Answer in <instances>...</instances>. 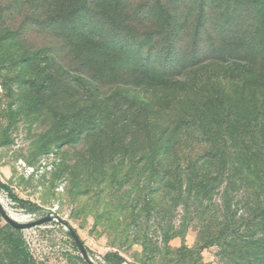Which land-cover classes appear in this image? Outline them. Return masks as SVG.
I'll return each mask as SVG.
<instances>
[{
  "label": "rangeland",
  "instance_id": "1",
  "mask_svg": "<svg viewBox=\"0 0 264 264\" xmlns=\"http://www.w3.org/2000/svg\"><path fill=\"white\" fill-rule=\"evenodd\" d=\"M90 1L94 12L115 7L114 0ZM83 3L84 0H0V182L20 200L37 204L45 211L28 213L0 190L3 205L12 215L29 217L26 222L43 218L48 212L60 216L77 231L97 264H106L104 257L110 252L123 255L129 264H252L250 243L264 239V220L258 217L264 208V191L252 177L255 170L264 175V114L261 120L254 115L252 118L254 109L248 110L247 105L238 112L224 111L223 98L214 89L217 79L225 87H230L229 93L237 95H243L241 87L252 93L257 80L250 76L244 79L245 83L243 80L234 81L219 68V64H228L231 60L228 55L220 60L216 57L214 44L215 47L220 44L223 28L208 21L206 32L198 36L195 32L198 12H184L185 7L181 8L182 20L186 21L185 36L180 41L181 51L186 55L180 63L185 65L182 72L186 69L188 81L192 80L203 92L208 83L224 115L207 125L186 119L177 136L176 148L168 157L165 185L159 183V176L157 178L154 172L138 175L141 168L137 167L134 181L124 187L130 189L138 183L134 190L137 196L132 199L112 195L114 178L120 176L117 173L120 170L118 155L106 154L112 163L106 168L105 175L100 176L93 171L91 163L82 164L86 158L90 160L91 147L88 150L85 144L87 134L76 145H61L63 142L57 143L53 135V126L58 121L55 114H30L27 111L30 95L23 84L32 75L25 66V55L54 48L63 63H70L73 56L63 46L68 40L60 39L47 29L48 20L56 15L67 17ZM128 11L133 13V9ZM226 23L225 27H228ZM82 27V24L78 25V28ZM108 27H100L101 34L107 35L113 25ZM131 27L129 33L135 39L127 45L129 51L123 54L122 66L126 72L139 75L143 83L139 87H123L142 93V99H150L157 87H151L143 71L135 70V67L172 72L177 62H171L169 54L163 51L168 48L167 44L155 39L142 53L138 52L136 42L146 40L145 36L155 29L145 23L139 25L140 34H137L135 25ZM89 29L86 24L85 35ZM129 33L126 30L119 34V39L131 37ZM109 34L116 35L115 32ZM79 40L83 41L82 38ZM152 45L163 52L151 54L148 50ZM197 56L199 62L195 64ZM170 86L162 89V94L175 102L168 115L184 109L188 100L194 103L199 97L190 85L188 89L174 86V83ZM156 93L159 95L161 91ZM259 94L257 107L264 103L260 88ZM249 97L251 99L245 93V99ZM166 116L158 117L163 127ZM172 138L170 135L167 144ZM250 156L262 159L263 164L257 169L241 168L243 161ZM126 172L122 171L121 178ZM201 184L208 187V191L201 189ZM142 192V203L138 205ZM148 193L155 194L156 204L165 208L151 213L140 211ZM122 204L128 206L123 212L120 210ZM165 233H169L168 242ZM20 238H23L35 264H87L58 222L21 231L9 225L1 214L0 264H11L5 252L13 240Z\"/></svg>",
  "mask_w": 264,
  "mask_h": 264
},
{
  "label": "trees",
  "instance_id": "2",
  "mask_svg": "<svg viewBox=\"0 0 264 264\" xmlns=\"http://www.w3.org/2000/svg\"><path fill=\"white\" fill-rule=\"evenodd\" d=\"M90 2L84 0L83 5L73 10L67 17L56 15L48 20L47 29L60 39L68 40L63 46L68 48L69 54L73 56L70 63H63L54 48L28 52L24 57V63L32 76L24 81L23 85L29 90L26 109L30 114H55L56 119L58 118L53 126V135L57 143L63 142L61 145L73 146L87 134L85 144L88 145V150L91 147L88 156L90 160L86 158L82 164L91 163L93 171L101 176L105 175L106 168L112 163L106 154L118 155L117 166L120 170L117 173H120V176L114 178L112 194L114 197L126 196L132 199L133 196H137L134 190L137 189L138 183L133 184L130 189H124L132 180L134 181L137 167L141 168L138 175L154 172L157 178L159 176V183L165 185L169 168L168 157L176 148L177 136L186 119L191 118L197 123L207 125L213 120L220 119L224 111L238 112L241 107L247 105L248 110L254 109L252 118L254 115L261 120L264 103L263 106L257 107L256 97L260 95L259 88L262 93L260 97H264V0H114L115 7L99 12L91 10ZM182 7H185L184 12L187 10L189 13L198 12L199 17L195 24L198 36L206 32L208 21L223 28L220 44L217 47L214 44V49L216 48L218 54L217 59L227 55L231 58L228 64H219V68L231 80H243L245 83L244 79H249L250 76L257 80L252 93L241 87L243 95H237L229 93L230 87H225L217 79L214 89L223 98V112H220V105H217L218 101L213 98L214 91L209 90L208 83L203 92L192 80L188 81L186 69L182 72L185 65L180 63L186 58L180 44L185 36L183 30L186 26V21L182 20ZM128 9H133V13ZM224 22H227L228 27H225ZM145 23L153 26L155 30L145 36L146 40L136 42L138 52L142 53L146 46L158 40L167 44L168 48H164L163 51L169 54L168 59L173 63L177 62L172 72L168 69L160 72L152 71L150 67L145 69L143 66L135 67V70L143 71L151 87H157L154 97L150 99H142V93L123 87L125 85L139 87L143 83L142 78L136 73L126 72L122 62L123 54L129 51L128 43L135 39V36L129 33L131 25H135L134 32L140 34L139 25ZM79 24L83 27L78 28ZM86 24L90 27L87 35L84 32ZM111 24L113 27L110 28V32L107 31L115 32L116 35L112 36L108 32V36L101 34L100 27L109 29L108 26ZM126 30L132 34L131 37L119 39V34L125 33ZM150 47L148 51L151 54L163 52L156 45ZM194 61L195 64L198 63L199 57L197 56ZM169 66L166 63V67ZM171 78L173 80H170ZM172 83L174 86L181 85L184 89H188L190 85V89L195 90L196 95L199 93V97L196 98L198 101L192 103L188 100L184 109L168 115L175 102L164 96L162 89L171 87ZM159 90L161 94L157 95L156 91ZM245 93L249 94L251 99L250 97L245 99ZM248 104L251 106L248 107ZM164 115H168L170 120L168 121L166 116L163 127L158 117ZM262 134L264 135V127ZM170 135L173 138L171 143L167 144ZM262 161L256 156H250L243 161L241 168L257 169L263 164ZM121 169L127 171L124 178H121ZM262 173L255 170L252 177L256 180L255 184L264 191ZM120 180L124 182L121 183ZM252 182L251 180V184ZM201 189L208 191V187L205 188L203 184ZM0 190L6 192L12 202L28 213L37 214L45 211L37 204L20 200L2 182ZM143 192L138 198V205L142 203L140 200ZM153 195L155 194L146 195V202L140 211L151 213L159 208L161 210L165 208L156 204L157 199ZM127 208V205L122 204L120 210L123 212ZM136 208L137 205L134 209ZM258 217L264 220V208L260 210ZM164 236L168 242L169 233H165ZM249 249L253 255L252 264H264V239L253 240ZM5 254L11 264H35L23 238L13 240ZM104 261L106 264H129L123 255L115 252L108 253Z\"/></svg>",
  "mask_w": 264,
  "mask_h": 264
},
{
  "label": "water",
  "instance_id": "3",
  "mask_svg": "<svg viewBox=\"0 0 264 264\" xmlns=\"http://www.w3.org/2000/svg\"><path fill=\"white\" fill-rule=\"evenodd\" d=\"M0 214L3 217V219L11 225L14 229L16 230H26L34 227H40L42 225H45L50 222H58L61 224L64 229L67 231L69 236L72 238L74 241L77 249L79 250L82 258L85 260L87 264H97L96 261L90 256V253L87 249V246L85 243L82 241V239L79 237L78 233L76 230L64 219H62L60 216L55 215L53 212H48L46 216L43 218H40L38 220L32 221V222H21L17 219H15L12 214L7 211L5 206L3 205L2 201L0 200ZM28 221V220H27Z\"/></svg>",
  "mask_w": 264,
  "mask_h": 264
},
{
  "label": "bare ground",
  "instance_id": "4",
  "mask_svg": "<svg viewBox=\"0 0 264 264\" xmlns=\"http://www.w3.org/2000/svg\"><path fill=\"white\" fill-rule=\"evenodd\" d=\"M15 219L19 220V221H27L29 219V217L25 216V215H12Z\"/></svg>",
  "mask_w": 264,
  "mask_h": 264
}]
</instances>
